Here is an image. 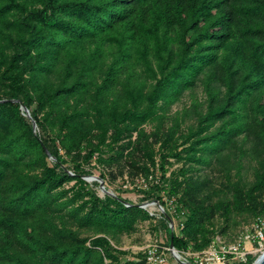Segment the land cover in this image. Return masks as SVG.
<instances>
[{
  "label": "trees",
  "instance_id": "trees-1",
  "mask_svg": "<svg viewBox=\"0 0 264 264\" xmlns=\"http://www.w3.org/2000/svg\"><path fill=\"white\" fill-rule=\"evenodd\" d=\"M8 16L12 34L0 33V264H146L144 253L121 259L112 241L154 217L118 195L98 196L99 184L83 179L93 160L108 169L103 182L114 167L146 182L160 172L140 193L164 209L167 244L178 252L206 249L218 217L226 226L233 215L264 218V0H7L0 19ZM112 43L106 66L103 48ZM87 45L94 48L83 57ZM134 63L152 82L147 91L121 80ZM197 88L211 104L179 144L162 123ZM149 123L152 133L143 129ZM171 159L184 168L166 177ZM216 168L226 196L211 203L201 173Z\"/></svg>",
  "mask_w": 264,
  "mask_h": 264
},
{
  "label": "rangeland",
  "instance_id": "rangeland-1",
  "mask_svg": "<svg viewBox=\"0 0 264 264\" xmlns=\"http://www.w3.org/2000/svg\"><path fill=\"white\" fill-rule=\"evenodd\" d=\"M7 0H0V4H6ZM15 17H20L19 14H15ZM15 17L8 16L5 21L0 19V33L6 35L12 34V31L8 24L13 23ZM6 24V25H5ZM0 44L3 45V42L0 39ZM93 46H83L81 49V54L83 57H87L89 52L93 50ZM115 45L106 44L103 48L104 54L101 59V63L104 65H110L114 56L116 55ZM52 78V77H51ZM51 80V83L55 84L57 78L54 77ZM131 78V83L138 85L139 87L145 89L146 91L151 87V80L146 77L143 73V69L136 63H134L124 75H122L121 80H126ZM94 79L99 82V73L94 75ZM211 100L208 97V94L202 88H197L192 93H186L177 103H175L170 109L166 111L165 119L162 123V130L168 131L173 129L176 132V139L178 143H181L180 136L187 133L188 129L193 127L196 122L199 114H204ZM156 123H149L143 126V129L147 133H152L155 130ZM63 154V153H61ZM168 173L166 177H169L171 173H178L182 168H184L183 163L176 162L175 160H169ZM91 169V176L83 177V179L90 184L88 179L91 177L99 178V172L104 171L108 174V169L98 164L96 160H93L89 168ZM111 173L106 177L104 182V187L108 192L113 193L115 196H119L122 200L130 202L132 204L143 206L147 203H152L150 201L143 202L144 195L140 193L141 191H146L148 186L151 183H157L160 180V172L152 171L151 175L148 178V182L143 180V178H131L128 175L127 169H118L113 168ZM235 172H232L234 174ZM208 177L210 185L208 187L207 193L210 195L211 203L217 202L219 199L222 200L225 198L226 194L224 193L223 183L226 182L225 175L220 171V168H216L213 172L201 173ZM248 181L253 180V177L250 173L243 175ZM234 181L236 177L233 176ZM98 196L103 197L106 194L100 189L99 185L95 188H92ZM166 199V196H165ZM170 214L173 216L172 205H168ZM146 210L154 217V220L151 222H144L138 225L137 231L131 234H123L116 238L115 241H112L115 249L122 253L121 259H136V257L146 251V249L152 245H159L160 247L167 249L169 248L167 244V234L162 227L161 216H165V211L160 205H153V207L148 206ZM175 216V215H174ZM264 221V218H262ZM254 220L245 216V215H233L232 220L229 221L228 226L222 221L220 217L216 218L214 225L216 228L215 239H218L224 243H234L238 240L239 236L247 229H250ZM172 225L174 228L177 227V221L173 219ZM225 230L223 234H220L221 230ZM81 237L83 238H93L95 235L91 232L80 231ZM254 246V245H253ZM262 248H258L256 251V246L249 255L256 256V260L263 255L264 253V242L262 243ZM246 251H250V245H246ZM205 250V249H204ZM168 259V263L172 264L177 263L175 257L164 251ZM201 252V251H200ZM198 253V252H195ZM255 260V261H256Z\"/></svg>",
  "mask_w": 264,
  "mask_h": 264
},
{
  "label": "built area",
  "instance_id": "built-area-1",
  "mask_svg": "<svg viewBox=\"0 0 264 264\" xmlns=\"http://www.w3.org/2000/svg\"><path fill=\"white\" fill-rule=\"evenodd\" d=\"M172 231H177L172 222ZM181 228V227H180ZM264 242V221L256 218L250 229L245 230L234 243H224L214 239L211 244L203 251L195 253L192 251L178 252L173 248L164 249L159 245H152L146 249V264H168V259L164 251L171 253L175 257L177 264H238L246 261L247 256L254 246L262 248ZM246 245H250V251H246ZM254 245V246H253Z\"/></svg>",
  "mask_w": 264,
  "mask_h": 264
},
{
  "label": "water",
  "instance_id": "water-1",
  "mask_svg": "<svg viewBox=\"0 0 264 264\" xmlns=\"http://www.w3.org/2000/svg\"><path fill=\"white\" fill-rule=\"evenodd\" d=\"M20 109L22 110V112L25 113L24 115H25L26 117H28V118L31 119L30 114H29L28 110H27L25 107L21 106ZM31 121H32L33 129L35 130V129H36V125H35V123H34V121H33L32 119H31ZM88 181H89V182H90V181H95V182H97V183L99 184L100 189L103 191V193H105L106 195H109V196L115 197V195H114L113 193L108 192V191L105 189V187H104V182H103L100 178H97V177H91V178L88 179ZM151 205H159V204H158L157 201H155V202L147 203V204H145V205H143V206H140V208H142V209H146L148 206H151ZM169 247L174 249V247H173V245H172V242H170ZM174 250H175V249H174ZM175 251H176V250H175ZM253 264H264V253H263V255L260 256V257H259V258H258Z\"/></svg>",
  "mask_w": 264,
  "mask_h": 264
},
{
  "label": "crops",
  "instance_id": "crops-1",
  "mask_svg": "<svg viewBox=\"0 0 264 264\" xmlns=\"http://www.w3.org/2000/svg\"><path fill=\"white\" fill-rule=\"evenodd\" d=\"M168 264H172L171 262H169ZM174 264H177V263H174Z\"/></svg>",
  "mask_w": 264,
  "mask_h": 264
},
{
  "label": "bare ground",
  "instance_id": "bare-ground-1",
  "mask_svg": "<svg viewBox=\"0 0 264 264\" xmlns=\"http://www.w3.org/2000/svg\"><path fill=\"white\" fill-rule=\"evenodd\" d=\"M90 182H93V181H90ZM150 207H153V205H151Z\"/></svg>",
  "mask_w": 264,
  "mask_h": 264
}]
</instances>
